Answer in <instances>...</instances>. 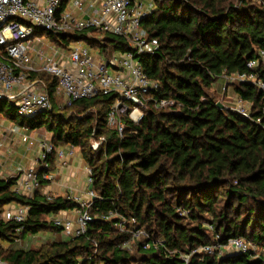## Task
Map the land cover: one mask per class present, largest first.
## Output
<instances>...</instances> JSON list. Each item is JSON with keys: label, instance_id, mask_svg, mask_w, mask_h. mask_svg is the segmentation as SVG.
Masks as SVG:
<instances>
[{"label": "trees", "instance_id": "trees-1", "mask_svg": "<svg viewBox=\"0 0 264 264\" xmlns=\"http://www.w3.org/2000/svg\"><path fill=\"white\" fill-rule=\"evenodd\" d=\"M154 6L142 28L159 45L153 54L139 58L149 77L160 83L157 96L174 99L180 110L146 111L139 125L125 119L121 136L106 123L117 99L114 93L75 101L71 107L77 116L52 107L22 118L20 125L28 130L45 127L55 145L80 148L93 172L95 217L83 236L54 240L38 249L10 247L27 234L60 232L49 216L75 209L77 202L63 196L50 201L39 192L24 198L12 190L17 176L0 179L4 264H171L201 245L241 236L264 249V129L256 121L264 120V91L251 82L234 87L236 95L252 102V119L218 108L208 93L224 73L254 71L264 82V66L247 67L259 50L264 51V0H154ZM90 32L97 30L36 33L60 44L61 39L66 43L81 39L106 55L128 48L121 36L104 33L100 42L88 36ZM45 74L32 73L31 78L46 83L53 103L57 79ZM8 101L0 100V113L16 123L15 105L7 106ZM101 136L107 142L94 150L92 138ZM12 202L30 207L26 221L2 218L3 207ZM110 210L136 217L153 241L163 237L164 243L157 248L138 243L134 251L122 249L130 237L116 230L114 219L102 218ZM260 262L252 249L192 260L194 264Z\"/></svg>", "mask_w": 264, "mask_h": 264}, {"label": "built area", "instance_id": "built-area-1", "mask_svg": "<svg viewBox=\"0 0 264 264\" xmlns=\"http://www.w3.org/2000/svg\"><path fill=\"white\" fill-rule=\"evenodd\" d=\"M68 1L44 0L41 3L38 0H0V100L6 99L13 103L17 114L22 118L35 117L41 111L52 109V98L46 83L41 78H31L32 73L45 72L57 79L56 90L63 94L65 107L72 106L77 100H88L100 94H116L117 99L111 104L106 123L117 130L120 136L126 126L125 119L139 125L146 111L180 110L181 105L174 99L157 96V92L161 90L160 83L149 77L140 61L139 55L153 54L159 45L158 39L149 38L142 31L141 22L150 15L142 1L73 0V7L62 11V4ZM74 9L91 13L86 18H78L74 15ZM91 28L102 34L123 37L128 48L118 55L114 51L109 55L102 52L95 54L82 45L74 46L66 52L50 42L47 45L44 35L36 33L43 30L53 35L71 34ZM46 46L50 47L51 54L47 53ZM33 52L37 62L32 59ZM257 53L247 64L251 70L264 66V51L259 50ZM221 77L226 81L224 89H227L228 84L251 82L264 91V82L254 71L224 73ZM236 102L237 107L231 110L252 119V102L238 94ZM256 121L264 129V120L257 117ZM24 128L14 124L11 131L18 133L24 143L37 144L39 151L33 163L17 175L12 190L24 198H33L43 187V182L50 178L45 170L49 168L50 156L56 155L65 165L77 146L69 145L67 149L57 147L52 141L37 140L28 135ZM106 142L107 139L103 136L92 138L91 146L97 150ZM86 171L89 174L88 182L92 184V169L87 166ZM96 196L92 187L85 197L71 198L77 202L74 219L54 215L52 223L70 238L85 235L95 217L92 211ZM46 197L50 201L55 198L52 195ZM29 209L28 205L10 206L3 211L2 218L22 223L27 220ZM102 218L114 219L116 230L129 234L130 238L121 245L124 250H130L136 241H139L137 245L141 243L144 248L152 245L157 248L164 243L163 237L153 241L152 236L134 216H124L110 210ZM208 227L212 229V225ZM250 249L255 251L256 258L261 259L260 264H264V249L256 250L243 236L201 245L192 249L191 253L181 255L180 260L171 264H194L193 257L202 261L205 257L248 252ZM0 264H4L1 259Z\"/></svg>", "mask_w": 264, "mask_h": 264}, {"label": "crops", "instance_id": "crops-1", "mask_svg": "<svg viewBox=\"0 0 264 264\" xmlns=\"http://www.w3.org/2000/svg\"><path fill=\"white\" fill-rule=\"evenodd\" d=\"M38 1L41 3L44 2V0H38ZM139 1H142V0H139ZM68 2H65L64 4H62V6H61L62 11H68L73 7L72 3H70V5L68 7H65L66 4H68ZM87 2L85 3V5L87 4ZM143 4H144V2H143ZM152 5L154 6V0H153ZM144 6H145V4H144ZM147 10L150 13L152 11L150 9H147ZM90 13H91V11H89L88 13H83L79 9H74V15L78 18H86ZM142 31H143V28H142ZM143 33H144V31H143ZM88 36H90L89 33H88ZM44 37L46 38L45 42H47V45L50 42L52 45L58 47V45H57L58 42L51 41V39L49 37H47L46 35H44ZM47 39H49V40H47ZM71 41H74L75 46H77V45L85 46V47L89 48L95 54H98V52L102 51L100 48L90 46L86 41L81 40V39H75V40H71ZM58 44H60V43H58ZM61 45H62V47L60 49L66 51V52H68L72 48L71 47V48L66 50V46L63 44H61ZM49 49H50V47H49ZM114 52H115V50H114ZM31 56H32V59H34V61L37 62L36 54L34 52L32 53ZM54 97H55V95H54ZM63 98H64V96H63ZM14 124H16V123L13 122L12 120L7 119L4 115H0V179H8L9 177H14V176L19 175L22 171L26 170V168H28L34 161V157H32L28 167L22 168V166L20 164L22 161L20 160L19 163L17 164L16 161L14 160L13 156H14L15 152L19 148L20 144L24 143L23 141H21L20 135L18 133H14L11 131V128L14 126ZM27 130L28 129L25 127L24 131L28 135L36 138L37 140L45 139V140L52 141L50 132H49L50 135L44 133L45 136L40 139L39 137H37L36 134H33V135L29 134L27 132ZM30 131H33V132L37 131V133L39 134L38 131H40V129H35V130H30ZM25 143H28V142H25ZM69 145H72V144L58 145L57 147L67 149V148H69ZM30 148H33V150L35 151L36 156H37L38 151H39V146L37 144H34V145H30ZM87 166L88 165H87L84 157L82 156L81 150L79 147L75 148L74 154L72 155V157L69 158V160L67 161V163L65 165L62 164V160L59 157H57L54 154L51 155L49 158V168L45 169L47 171V173H49L50 178L43 182V187L40 189L39 193L42 196L43 195H45V196L52 195L54 197L63 196V197H67L70 199L75 197V196L85 197L87 191L89 190L88 189V187H89V182H88L89 174L86 171ZM17 205H19V204L12 202L10 204L5 205L3 208L5 210L6 208H8L10 206L14 207ZM74 210L75 209L62 210V211H60V213H58L56 215H59V216L61 215L65 218L74 219V217H75ZM49 218H52V217L49 216ZM58 233L63 234V237H60V239L70 238L62 231H60ZM29 235H32V234H28V238H29ZM32 236H34V235H32ZM24 238L17 239L18 241H15L14 244H12L11 246L10 245H8V246L13 247V248L27 249L26 247L23 246V242H25Z\"/></svg>", "mask_w": 264, "mask_h": 264}, {"label": "rangeland", "instance_id": "rangeland-1", "mask_svg": "<svg viewBox=\"0 0 264 264\" xmlns=\"http://www.w3.org/2000/svg\"><path fill=\"white\" fill-rule=\"evenodd\" d=\"M145 4V6L147 7V9H150L152 10L154 8V6L152 5L153 4V0H142ZM256 1H259V0H256ZM73 0H70L68 2V4H66L65 7H68L70 5V3H72ZM142 23V22H141ZM142 26H143V23H142ZM89 35L91 37H93L94 39H96L97 41H100V42H104L103 40V34L102 33H99V32H90ZM49 40V39H47ZM62 44H66V50L71 48V47H74L75 46V43L74 41H71V42H64V39H61ZM58 47L61 48L62 45L61 44H58ZM39 46H37V48H39ZM47 49V53L50 54L51 53V50L46 46L45 47ZM121 51L119 50H115V54L118 55L120 54ZM112 70V67L110 68V71ZM41 74L44 72H40ZM49 75H46L45 74V78H48ZM236 86V84H228V87L227 89H224L226 87V81L224 80L223 77H220L216 83L212 86V88L208 89V93L217 101V102H220V103H223L225 108H228V109H234L237 107V95L235 94L234 92V87ZM11 102L8 101L7 102V106H9ZM52 107L55 108V111L56 109L60 110L61 112H65V114H68V115H75L77 116V111L75 110L76 108L74 107H65L64 106V98H63V95L62 93H60L59 91L56 90V93H55V97H54V100H53V103H52ZM94 110H96V108L94 107L93 109H91L89 111L90 112H93ZM0 115H3L2 113H0ZM85 115V114H83ZM22 120V117L18 115V117L16 118V123L17 125L21 126L20 125V122ZM27 132L31 135L33 134H36L37 137H39L40 139L43 138L45 135L44 133L50 135L49 131L45 129V127H42L40 129L39 134L36 132H33V131H30V130H27ZM32 157H34V159H36V153L35 151L33 150V148H30V142L28 143H21L19 148L17 149V151L15 152L13 158L14 160L16 161V163L18 164L19 161L21 160L22 162L20 163L22 168H26L28 167L29 163H30V160L32 159ZM51 217H54V215H50ZM60 237H63V234L62 233H58V232H55V231H52V230H44V231H40L38 232L37 234H34V236L32 235H29V238H28V234L25 236L24 238V241L23 242V246L26 247L27 249L28 248H34V249H38L40 247H42L44 244L46 243H49L51 241H54V240H60ZM65 237V236H64ZM18 241V240H16ZM28 241V242H27ZM137 242L139 241H136V243H133L132 244V247H131V251H134L137 247ZM5 247L8 246V244H4ZM255 249L257 250V248L255 247Z\"/></svg>", "mask_w": 264, "mask_h": 264}, {"label": "water", "instance_id": "water-1", "mask_svg": "<svg viewBox=\"0 0 264 264\" xmlns=\"http://www.w3.org/2000/svg\"><path fill=\"white\" fill-rule=\"evenodd\" d=\"M4 100H6V99H4ZM7 101V100H6ZM217 106H218V108H225V106H224V104L223 103H220V102H217ZM92 187H93V183L92 184H89V187H88V189H90V190H92Z\"/></svg>", "mask_w": 264, "mask_h": 264}]
</instances>
